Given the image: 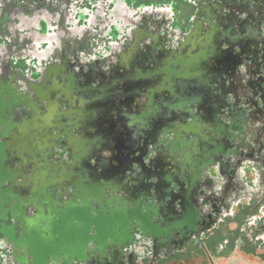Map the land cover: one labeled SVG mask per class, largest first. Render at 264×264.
I'll return each instance as SVG.
<instances>
[{"label":"flooded vegetation","instance_id":"flooded-vegetation-1","mask_svg":"<svg viewBox=\"0 0 264 264\" xmlns=\"http://www.w3.org/2000/svg\"><path fill=\"white\" fill-rule=\"evenodd\" d=\"M33 4L49 46L7 21ZM0 39V144L49 113L0 181V264L264 262V0H0ZM65 211L81 240L37 259Z\"/></svg>","mask_w":264,"mask_h":264},{"label":"rangeland","instance_id":"rangeland-1","mask_svg":"<svg viewBox=\"0 0 264 264\" xmlns=\"http://www.w3.org/2000/svg\"><path fill=\"white\" fill-rule=\"evenodd\" d=\"M33 8L35 12L34 17L32 18V23L27 24L24 21H21V18L24 17L22 14L15 15L14 18L12 13H7V21L13 20L15 25H20V29L26 28L27 33L31 34L32 38L35 39L38 45L42 44L44 40V47L49 46V31L45 27V22L49 21V16L44 15L41 11L36 10V4ZM22 16V17H21ZM7 23V22H5ZM21 23V24H20ZM9 24V23H8ZM42 24V25H41ZM37 27V31L35 29ZM13 27L9 30L11 33ZM30 29V30H29ZM40 30V31H39ZM47 30V31H46ZM35 36V37H34ZM40 37V38H39ZM3 41L0 39V49L2 48L1 44ZM40 47V46H39ZM43 47V48H44ZM42 48V47H41ZM7 51L2 49L1 55L4 57ZM2 73V72H0ZM3 75V74H1ZM54 91H57L55 88ZM54 93V92H53ZM45 95L49 97V90L45 91ZM49 126V113L44 115L43 119H34L31 123L21 124V133L10 140L1 142L0 144V161H4V165H0V181L2 179L14 180V172L11 170V167L8 166V162L11 160L12 153L24 152L25 150L32 151L38 147L37 141L39 138L43 137L46 132V127ZM52 178L49 177L47 172L36 173L31 177V184L34 195L41 199V190L44 185L51 181ZM12 196V195H11ZM16 204L23 203L26 201V197L22 194L13 196ZM79 215L82 212H78ZM47 234V235H46ZM82 238V231L71 229L68 214L65 212L58 214L53 221H49L47 218H39L30 226L27 235L25 236V242L28 248L34 252L37 259H42L44 255L59 246L70 243L72 241L78 242ZM263 260L257 258H247L242 256L237 250L233 253H230L228 256H214L213 264H264ZM164 264H210L206 259L201 256H182L177 260L166 261Z\"/></svg>","mask_w":264,"mask_h":264},{"label":"crops","instance_id":"crops-1","mask_svg":"<svg viewBox=\"0 0 264 264\" xmlns=\"http://www.w3.org/2000/svg\"><path fill=\"white\" fill-rule=\"evenodd\" d=\"M40 38V37H39Z\"/></svg>","mask_w":264,"mask_h":264},{"label":"water","instance_id":"water-1","mask_svg":"<svg viewBox=\"0 0 264 264\" xmlns=\"http://www.w3.org/2000/svg\"><path fill=\"white\" fill-rule=\"evenodd\" d=\"M15 37V36H14Z\"/></svg>","mask_w":264,"mask_h":264}]
</instances>
